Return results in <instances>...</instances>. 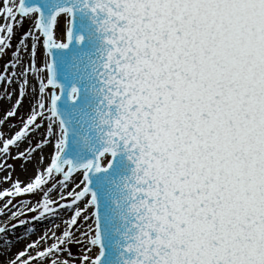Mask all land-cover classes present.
Returning <instances> with one entry per match:
<instances>
[{
	"label": "snow or ice",
	"instance_id": "obj_1",
	"mask_svg": "<svg viewBox=\"0 0 264 264\" xmlns=\"http://www.w3.org/2000/svg\"><path fill=\"white\" fill-rule=\"evenodd\" d=\"M5 56L0 264H264V0H0Z\"/></svg>",
	"mask_w": 264,
	"mask_h": 264
},
{
	"label": "bare ground",
	"instance_id": "obj_2",
	"mask_svg": "<svg viewBox=\"0 0 264 264\" xmlns=\"http://www.w3.org/2000/svg\"><path fill=\"white\" fill-rule=\"evenodd\" d=\"M43 59H44V56L42 57ZM13 86H14V84L13 85H11L10 86V88H11V91H12V89H13ZM0 105H1V103H3V108L1 109L0 108V115H1V113H2V118H3V111L2 110H4V109H10V107H11V104L15 101V99H16V97H14L15 99H11V100H9V99H7L6 97H4L3 96V91H4V89H3V85L2 84H0ZM14 95H16V93L14 94ZM28 107V100L26 99L25 101H24V104H23V107H21L18 111L19 112H23L26 108ZM1 117H0V119H2ZM10 120H13V121H15L14 119H16L15 117H12V118H9ZM2 127H7V125H3ZM48 154H49V147H45L44 148V156H45V158H47L48 157ZM19 161H17V169L15 170V172H13L12 171V177L15 179L16 177H19L21 180H26V176L22 173V171H21V169H20V167H19ZM28 167H29V170H31V165H28ZM0 186H4V187H1L0 189H3V188H5V187H8L9 185L8 184H6V183H4L3 181H2V175H3V172H4V170H2V169H0ZM2 198H0V200H1ZM1 204V203H0ZM7 217L6 216H0V223H3V221H4V219H6ZM22 230L21 229H17V232L18 233H20ZM18 247H20V245H15L13 248H12V251L14 252L15 251V249L16 248H18ZM2 259H7V257H2Z\"/></svg>",
	"mask_w": 264,
	"mask_h": 264
},
{
	"label": "rangeland",
	"instance_id": "obj_3",
	"mask_svg": "<svg viewBox=\"0 0 264 264\" xmlns=\"http://www.w3.org/2000/svg\"><path fill=\"white\" fill-rule=\"evenodd\" d=\"M23 30V29H22ZM21 30V31H22ZM16 43V38L14 37L13 38V44H15ZM44 56V54H43V47H42V45H38L37 46V49H36V61H37V64L39 65L40 63H42L43 62V57ZM10 58V56H5V57H0V66H2V63L3 62H5L7 59H9ZM15 88H16V85L14 84V86H13V89H12V92H13V95H12V98L11 99H15L14 97H16V95H14L16 92H15ZM1 89V88H0ZM9 90L11 91V88H9ZM0 108L2 109L3 108V103H1V105H0ZM0 117L2 118V113H1V115H0ZM15 120V119H14ZM13 153H15V149H13ZM10 163H12L13 164V166H14V170H13V172H15V170L17 169V160H10L9 161ZM1 173V172H0ZM5 174V170H4V172H3V175ZM2 175V176H3ZM1 187H4V186H0V188ZM17 199H19V198H17ZM0 203L2 204V203H4V198H2L1 200H0ZM13 223H14V221H12ZM19 248V247H18ZM17 249V248H16ZM16 249H15V251H16ZM14 251V252H15ZM74 251H75V249H74Z\"/></svg>",
	"mask_w": 264,
	"mask_h": 264
}]
</instances>
